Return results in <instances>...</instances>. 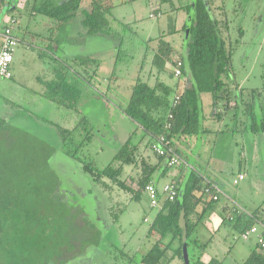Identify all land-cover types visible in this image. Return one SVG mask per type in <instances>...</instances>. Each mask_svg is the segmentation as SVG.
Listing matches in <instances>:
<instances>
[{"label":"trees","instance_id":"obj_1","mask_svg":"<svg viewBox=\"0 0 264 264\" xmlns=\"http://www.w3.org/2000/svg\"><path fill=\"white\" fill-rule=\"evenodd\" d=\"M146 1L148 3L152 0ZM154 1L159 4V8L154 13L157 18L163 16L164 11L160 8L165 4L169 5L171 12L182 10L186 12L187 16L182 28L174 31L175 34L184 33L179 59H174L173 53H176V47L171 40H166L167 35L144 39L134 30L132 23L113 18L114 0H26V4L31 5L32 12L46 16L54 22L49 29L52 35L61 26L73 24L75 19H79L88 35H98L113 42L115 61L109 77L110 81L119 75L123 76L124 71H136L137 74L131 87V96L121 108L133 121L136 129L104 168H98L95 163L84 161L79 156L83 148L89 146L95 137L94 132L88 127L86 116L76 122L72 128L55 125L59 137L55 148L53 146L50 149L49 145L44 143L39 148L41 152L32 155L31 152L19 151L20 140L14 139L12 143L17 146L15 150L19 157L17 158L13 155L11 157L14 146L12 143L5 145L6 148L0 146V264H55L53 253L55 247L63 263L65 259L69 260L72 257L70 253L73 251L64 256L61 250L68 251L75 248L74 237L67 240L70 239L67 235L70 234L71 222L75 218L67 194L61 190H57L59 193L54 190L47 191L41 185L28 190H16L19 185L14 183L17 176H24L20 172L25 171V168L33 169L31 176L36 175L34 171L44 169L36 164L35 159L39 157L42 159L43 155L50 152V155L61 152L69 160L79 163L80 170L93 183L97 199H107L110 203L113 202L112 198L114 199L113 187L129 194L131 200L140 201L142 195L147 193L146 186L152 182L155 185L158 174L162 176L168 171L170 166L167 164L166 156L170 150L183 160L179 167H182L181 170H184L185 174L182 182L174 180L177 194L173 200L162 199L164 194H160V190L155 185L159 191L158 202L161 208L150 225L147 238L151 240L153 235L158 234L159 239L153 242L150 250L142 255L139 261H136L137 264H171L174 259L186 264L184 245L188 253L187 264H207L203 256L208 244L200 243L197 232L201 224L205 223L207 215L217 205L222 204L223 194L232 203H236L233 210L238 209L230 216L224 217L223 224L232 228L235 233H239L240 237L244 231L264 218L263 209L262 215L255 211L249 213L241 210L234 196L224 192L222 186L217 184L216 180H212L208 174L211 157L202 162L205 164L202 168L198 166L200 161L181 152L177 144V141L184 138L204 136L205 140L213 134V131L204 127L201 98L203 93H210L212 96L216 121L221 122L225 116L233 112L230 120L236 123L234 127L229 129L230 123L225 124L221 132H215L217 135L239 132L242 135L264 136V87L245 90L237 84L234 89L225 81L232 74L233 55L232 50L227 48L219 20L213 13L214 0H177L179 7L175 6L174 0ZM119 4L125 5L126 2L122 1ZM222 4L219 10L224 11L225 15V5ZM16 17V15L13 17L15 22ZM7 24L0 22V28ZM240 34L243 35V31H240ZM153 43L156 45H152ZM150 54L152 59L148 63ZM74 60L76 61V59H68V61L64 59L55 68V79L48 83L49 87L45 94L52 102L75 112L82 96L81 86L91 82L97 75L101 60L85 58L72 63ZM77 62L83 74L77 70L75 65ZM90 62H94L95 68L89 67L88 70L87 66ZM178 62L182 65L181 75L176 82L186 80L183 90H179L178 86L174 88L167 85L161 78L167 76L171 79ZM147 64L150 66L148 78L153 75V68L156 69L154 85H151L148 79L141 77ZM167 66L173 67L172 74L167 71ZM177 95L180 96L179 103L173 106ZM232 102L234 104L231 107ZM4 120L0 118V140L7 136L6 134H10V126ZM168 123L170 127H167ZM138 130H141L140 135ZM161 137L165 138V142L160 143ZM25 140H22L21 144L28 143ZM145 140L147 141L145 147L152 150L155 162L142 156L141 146ZM216 142L214 139L212 146V141L209 142L211 150L214 149ZM155 144L164 149L166 155H160L153 148ZM24 148L30 150L29 145L26 147L24 144ZM23 153L24 157L21 158ZM32 162L34 164H31ZM126 167H132L136 174L127 173ZM52 177L47 178L51 185L62 184L57 183V179L53 180ZM65 180L73 184L74 179L68 177ZM218 190L222 192L218 193ZM90 191L87 193L93 194ZM106 192L107 194L110 192L111 195L105 196ZM216 195L217 199L214 198ZM119 201L109 209V218L114 221L118 220L121 208L123 210L125 207L122 206L125 205L124 202ZM74 205L76 208L79 207L77 204ZM239 210L242 212L239 213ZM81 241L84 242V252L80 251L83 258L88 252L89 258L91 256L94 258L99 252L104 251L111 255L118 247L116 242L110 241L107 234L102 237L101 234H94L86 239L82 237ZM121 255L125 260L130 261L131 257L125 252L121 251ZM208 264L220 263L213 259ZM243 264H264V249L256 245Z\"/></svg>","mask_w":264,"mask_h":264},{"label":"rangeland","instance_id":"obj_2","mask_svg":"<svg viewBox=\"0 0 264 264\" xmlns=\"http://www.w3.org/2000/svg\"><path fill=\"white\" fill-rule=\"evenodd\" d=\"M122 1L126 2V4H119V2ZM174 1L175 6L179 7L178 1ZM114 2L115 5L113 7V18H118L125 23H132L134 30H136L144 39H148L149 37H158L162 34L167 35L166 40H171L176 47V53H173L174 59L176 60L181 57L184 33L180 32L175 34L174 31L176 27H178V29L182 28L186 20L187 15L184 10L171 12L169 11V5L165 4L162 5V8H160L162 9V11H164L163 16L157 18V15L154 14L156 9L159 8V4L157 3V1L152 0L147 3L146 0H136V2H130V0H114ZM221 4L225 5V15L223 13L224 11L222 12L221 10H219ZM212 10L216 18L219 20L221 34L226 41L227 48H230L232 50L233 55L231 66L232 74L230 78L225 81H227V83L234 89L235 87H237V84L240 88H244L245 90H251L252 88H263L264 0H214V2L212 3ZM11 16H13L12 13H10L6 17V23L11 22ZM115 23L118 25L117 22ZM240 31H243V35L240 34ZM95 43V45H97L99 49L104 51L105 53L113 50V42L108 38H97ZM19 45L16 49V52L21 47ZM152 45L155 46L156 43H153ZM110 54V56H112L113 54H115V52H110ZM151 59L152 55L150 54L148 63H150ZM149 67L150 66L147 64L142 73V77L145 80L148 79L150 81V84L154 85L156 69L153 68V75L151 77L149 75L150 78H148L147 75L148 71L150 70ZM167 71L171 72L172 74L173 67L167 66ZM24 72V74L26 75L24 84L30 87L36 86L34 82H31L29 80V75L40 72L39 65H37V63H34L32 64L31 68H25ZM171 76L172 78L174 77V79L178 80V78L175 77V73ZM169 82L171 83V81ZM180 83L181 84L179 85L183 87L182 85L183 83L186 84V80L182 79ZM33 95L34 94L31 91L25 89H17L16 83L10 79L0 80V116H8L10 127L13 125V123L20 121V123L24 125L20 127V132H27L26 134L21 135L15 132V129L11 127L9 129L10 134H6L7 136L1 138L0 140V146H2L3 148H6L5 145L11 144L14 139H16V141L20 140V145L18 146L19 151L31 152L32 155L41 152L39 148H41L44 143L49 145L50 149L53 148V146L54 148L56 147L58 141L56 136L54 135V129H52L51 131L48 129V127L42 128V126L40 125L35 126L34 121L31 123L25 120L22 121L23 119H15L11 116V101H15L18 99L20 100L19 103H23L28 99L33 98ZM208 97L211 98V95L206 94L205 97H201L202 102L205 101V104L207 105V110L208 104L210 102L207 99ZM101 100L102 99L99 97V103L97 105H90L88 107L84 106L83 111H80L76 115L72 114L71 112H62V114H60L59 112H52V114H48V117L50 119H53L59 124L65 125L67 127H71L76 122V120H79V117L82 118V116H86L89 119L90 122L88 127L92 132H95L96 136L94 137L92 143L89 144V146H85L83 148L79 156L84 161L95 163L96 167L98 168H104L116 153L115 150L117 149L115 148H117L119 145V142L114 143L115 141H117L116 135L118 136L119 140L125 139L129 136V133L132 129H136L135 124L131 122V120L126 115L118 112L116 108L113 107V102L116 101V98L108 95L102 101ZM106 104H109V107H107ZM233 104L234 102L231 103V107L233 106ZM232 114L233 112H230L229 115L223 119V121L225 122L221 123L220 127L224 128L225 124L229 125V123L230 127H234L233 125L236 123H232L230 120ZM60 115H64V118H70L66 123H62V120L58 119H63L60 117ZM26 136L27 138H25ZM221 138V141L216 140L217 142L214 146V149L210 151L209 155L213 154V157L211 160V164L209 165L210 167L208 168V174L212 178H216V176L221 172V176L219 175L216 181L218 182V184L222 185L223 188H228L230 194L235 196V189L240 190L243 186L245 188L244 192L245 198L247 200H251L256 204L261 203L264 200V190L261 189H264V159H260V157L264 158V156L259 155V149L260 151L264 150V146L255 144L254 150L258 153L257 155H255L250 151L248 147L250 145H247L246 136H242V133H231L230 136ZM22 140L28 141V143H25L23 141L24 143L21 144ZM24 144H26V147H28L29 145L30 150L24 148ZM212 144L213 140L211 146ZM12 145L14 144L12 143ZM12 149L13 151L11 157L13 155L14 157L19 158L18 154L15 152V150H17V146L14 145ZM242 151H247L246 157L243 156ZM50 154L51 152L43 155L42 159L41 157L35 159L37 160L36 164L44 167V169L34 171L36 175L31 176L33 169L25 168V171L21 170L22 172H20L24 176H17V178L14 179V183H16V185H19V189L16 187V190H28V188L32 189L39 185L43 186V189L45 187L47 191L54 190L56 192L57 190H61V192L67 194L66 196L70 200V204H72L71 206L75 207L74 204H77V206H79L78 208L71 207L73 209V217L75 218L71 222L72 226L70 228L71 230L69 231L70 234L67 235V237H70V239L67 240H71L74 237L73 246L75 248L73 250L71 248V250L68 251L61 249L64 252V256L66 255V253L68 254L71 251H73V253L70 254L71 256H73L80 254L81 250L84 252V242L81 241L82 237L86 239L92 237L94 234H101V237L105 234L109 236L110 233H108L107 230L109 227L108 220L110 219L109 209L113 205L108 202L107 199H97V192L94 190L93 183L87 176L82 173V171L80 170L81 165L79 163L73 160H69L61 152L54 155ZM49 155V160H47V157ZM23 157L24 153L21 154V158ZM252 157L255 160L251 159ZM38 162L41 163L39 164ZM31 164L34 163L32 162ZM198 166L204 168L205 164L202 162H198ZM250 167L251 169L249 172ZM240 169L247 172V175L244 174L243 179H241L238 174L240 172ZM51 176H53V180L57 179V183L62 184H59L57 186L51 185V182L48 180L51 179ZM68 177L70 179H74L72 180L73 184L69 181V183H67L65 178ZM234 179L238 181L239 179L241 180L238 186L233 185ZM235 180L234 183H236ZM53 184H55V182ZM88 190H92L90 192L93 194L87 193L89 192ZM59 191L57 192L59 193ZM118 192H114V194L118 196L120 194ZM122 193L123 195L119 197L118 200H122L124 202L123 204H125L122 206L125 207L123 208V210L121 208L120 214L117 218L118 220L116 221H118L117 228L122 229V233L119 236L121 239H124L128 236H131L132 231L137 226H144L142 218L145 211L147 210L149 201L146 196H143L140 201H133L129 199V195L124 192ZM108 194L111 195L110 192ZM108 194L106 192L105 196H107ZM72 197H74L75 201L72 200ZM99 197L102 198L101 196ZM212 230L213 228L211 227V224H201L197 232V237L200 243L204 244L209 240V238L212 236ZM216 243H220V239L217 240ZM240 243L242 244V242ZM55 248H53L55 257L54 261L56 260L54 262L55 264H70L74 260H76L77 263H83V261H86L85 264H96V262L100 261L99 258H101V262L105 260V257L92 258L91 256L89 258L88 252L85 258H76L69 261L65 259L63 263L62 261H60V257L59 255H57V251L55 250ZM244 249L248 251L247 246H245ZM237 256L238 260L246 258L241 254ZM136 260H139V258L136 257Z\"/></svg>","mask_w":264,"mask_h":264},{"label":"crops","instance_id":"obj_3","mask_svg":"<svg viewBox=\"0 0 264 264\" xmlns=\"http://www.w3.org/2000/svg\"><path fill=\"white\" fill-rule=\"evenodd\" d=\"M10 13H12L13 15L11 16V19H13L15 15L17 16L16 17L17 20L13 25V29H15L14 34L20 39L19 46H21L19 48L21 50L18 49L14 56L13 67H12L13 76L10 80L16 83L17 89L19 90L25 89L33 92L34 94L33 98H30L23 103H19L20 100L18 99L15 101L14 100L11 101L10 109L12 111L11 116L13 118L23 119L22 121L25 120L31 123L34 121L35 126L40 125L42 126V128L48 127V129L51 131L52 129H54L55 130L54 135L56 136L57 141H59V137L57 135L58 133L55 128V125L57 124L61 125V124L48 117L49 116L48 114H52V112L53 113L59 112L60 114H62V112H71L72 114L76 115L80 111H83L84 106L88 107L90 105H97L99 103V97L103 100L105 97L110 95L111 97L116 98V101L113 102V107L116 108L118 112L122 113L123 115H126L123 109L121 108L125 106V104L127 103L128 99L131 96V87L135 82L137 74L136 71L135 72L124 71L122 73L123 76L119 75L110 81L109 77L112 74L113 64L115 61V54L110 56L112 54V53L110 54V52H113L114 50L105 53L104 51L100 50L97 45H95L97 38H100V36L88 35L82 23L80 24L79 19H75L73 24L70 25L66 24L64 26H61V28H59V30H57L56 33L52 35L50 34L49 29L54 25V22L49 18H47L46 16H42L37 14L36 12H32L31 5L28 6L26 4V0H8V1L0 0V22L7 24L5 19ZM177 29L178 27L175 28V30ZM0 46H1V39H0ZM85 58H91V60H95V61L101 60V65L99 66L97 75L94 78H92L91 82L82 84L81 86L82 96L81 99L79 100L78 107L74 112L64 106L52 102L46 96L45 93L47 92L49 87L48 83L55 79L56 76L55 68L59 66L60 63L64 61V59L67 61L68 59L70 60L76 59V61H79ZM76 61L74 60L72 63ZM34 63H37V65H39L40 72H36L34 74L29 75V80L36 84V86L30 87L24 84L26 77L24 71L25 68L27 67L31 68L32 64ZM75 65L77 70L80 73H82V68L79 66L78 62ZM89 67L95 68L94 62H90L88 64L87 66L88 70ZM161 78L166 82L167 85L171 87L175 88L178 86L177 88L179 90H183L186 85L183 83L182 85L183 87H181V85H179L181 83L176 82L177 80L174 79V77L170 79L167 78L166 76H162ZM1 80H9V79H1ZM169 81H171V83ZM206 94H210V93H203L201 97H205ZM207 99L210 101L208 104V110L205 101L203 102L204 127L207 128L209 131H213V134H210L209 137H207L205 140H204V136L203 137L201 136L194 138H184L181 141H177L178 147L180 148L181 152L183 151L184 153H186V155H190L194 160L197 159L200 162L209 159V157H211L212 159L213 157V154L209 155L211 151V148L209 146V142L211 138L212 140L215 139L217 141H221L220 140L222 139L221 137H227L231 135V133L229 132H226L228 134L224 133L219 135L215 133L217 131L221 132L223 130V128L220 127V125L225 121L223 120L221 122L216 121V118L214 116L212 96L211 98L208 97ZM107 107H109V104L107 105ZM60 117L63 118V119L58 118L59 120H62V123H66L67 120H69L70 118V117L64 118V115H60ZM226 117L227 116H225L224 118ZM0 118L5 119L9 124L10 121H8L9 120L8 116L6 117L0 116ZM80 119L81 118L79 117V120ZM79 120H76V122H78ZM87 120L88 122H90L88 118ZM76 122L71 127H67L65 125H61V126L72 128L75 126ZM131 122L133 121L131 120ZM21 126L24 125H22V123L18 121L13 123L11 127H13L15 129V132H17L18 134H22V135L26 134L27 132H20ZM230 128L231 127H229V129ZM134 130L135 129H132L129 133V136L126 137L125 139L119 140L118 136L116 135L117 141H115L114 143L119 142L118 147L115 148L117 149L115 150L116 152L132 136ZM140 131L141 130L138 131L139 135L141 133ZM242 136H246L247 139L246 142L247 145H250L248 146L250 151L253 152L255 155H257L258 153L257 151L255 152L254 145L262 144L264 146V136L260 137L253 134H245V135L243 134ZM146 144L147 141L145 140L141 146L142 156L145 158H150L152 162H155L156 159L154 157V154L150 148L145 147ZM242 152H243L242 153L243 156L246 157L247 151L246 152L242 151ZM259 155L264 156V150L260 151L259 149ZM251 159L254 158L252 157ZM260 159H264V158L260 157ZM181 168L182 167H177V168L169 167L168 171L162 176L158 174V178L156 180L157 183L155 185L160 190V194H162V188L166 183L175 182L174 180L176 181L178 180L179 182L183 181L185 172L184 170L182 171ZM162 169H164V167ZM250 169L251 167L249 168V172ZM125 171L127 173L136 174V171L132 170V167H126ZM239 171H240L238 173L239 175L240 173L243 175L244 174L247 175L246 171H243L242 169H240ZM219 175L221 176V172L216 176V178L215 177L212 178V180H216L219 177ZM216 183L218 184L217 181ZM239 184L240 183L234 184V180H233V185L238 186ZM113 189L114 190L112 192L113 193L112 196L114 197V199L112 198L113 201L111 203L112 205L115 204V202L118 201L119 197L123 195L121 190H119L117 187H113ZM261 189L264 190L263 188ZM223 190L224 192L226 191L229 195H232L229 193L228 188L226 189L223 188ZM244 190L245 188L243 186L241 187L240 190L235 189L236 194L234 198L236 199L238 205L241 207L240 209L248 211L249 213L255 211L262 215V209L264 208V200L258 204H256L251 200H247L245 198ZM114 192L116 193L118 192L120 194L116 196ZM143 196H146L149 201L147 210L145 211L142 218L144 226H140V227L137 226L132 231L131 236L121 239L119 235L122 233V229L117 228L118 221L109 219L108 220L109 227L107 229L108 233H110L109 239L110 241L116 242V244L118 245L117 247L118 250L116 249L115 251H113L111 255L110 253H107V251H104L103 253L99 252L95 257H106V258L102 262H101V258H99L100 261L96 262V264H137L136 257L140 259L142 255H144L148 250H150L153 242L159 239L158 234L153 235L151 240H149L147 236L149 234L150 225L154 220L158 210L161 207L159 206L157 208H153L151 206V202L148 194L144 193L142 197ZM130 197L131 196L129 195V199ZM222 197L224 198L222 204L216 206V208L213 209L205 219V223L211 224L213 230H212V236L209 238V240L206 243H204V244H208V247L204 252L203 260L207 264L211 262L213 259L218 260L220 264H243L244 261L250 256L252 249L257 245L256 237L251 238L249 241H245L240 237L239 233L238 234L235 233V231L232 230V228L223 224L224 217L230 216L231 213L234 212V210L238 211V209L235 208L233 210V208L235 207L234 205L236 203H232L229 199H227V197L224 196V194L222 195ZM161 198L164 199L165 195H162ZM241 210H239V213L242 212ZM219 239H220V243H216V241ZM240 242H242V244ZM245 246L248 247L249 252L244 249ZM121 251L125 252L127 256L131 257L130 261L124 259V257L121 255ZM239 254H241L243 257L246 258L238 260L237 255ZM76 258H83V257L80 254H77L70 257L69 260ZM73 262H71L70 264H85L86 261H83V263H77V261L74 263ZM174 263L181 264V261L179 259H174L171 264ZM88 264H93V263H88Z\"/></svg>","mask_w":264,"mask_h":264},{"label":"built area","instance_id":"obj_4","mask_svg":"<svg viewBox=\"0 0 264 264\" xmlns=\"http://www.w3.org/2000/svg\"><path fill=\"white\" fill-rule=\"evenodd\" d=\"M15 20H11L5 27L0 28V80L1 79H11L13 76L12 73V63L14 61V56L16 53V49L20 44V39L13 33V25ZM10 24V25H9ZM181 62H178V65L175 67V77H179L181 75ZM180 96H175L173 101V106H176L179 103ZM172 117V115H169ZM167 127H170V123L167 124ZM165 142V138H160V143ZM168 143V142H167ZM153 148L158 151L160 155H166V152L159 145H153ZM167 164L170 167H177L183 163V160L177 155V153L172 152L166 156ZM239 177L241 179L244 178V175L240 174ZM240 180V179H239ZM238 183V180H235ZM235 183V184H236ZM146 192L150 198L152 207H159L158 195L159 191L153 183H150L146 186ZM221 190H218V193H221ZM162 194L165 195L166 199L173 200L177 194V185L175 182L166 183L162 188ZM217 195L214 197L217 199ZM264 214V208H263ZM256 237V244L264 249V218L260 221H257L255 225L251 228L247 229L241 234V238L245 241H249L251 238Z\"/></svg>","mask_w":264,"mask_h":264},{"label":"water","instance_id":"obj_5","mask_svg":"<svg viewBox=\"0 0 264 264\" xmlns=\"http://www.w3.org/2000/svg\"><path fill=\"white\" fill-rule=\"evenodd\" d=\"M184 257H185V262L187 264L188 263V253H187V248L185 245H184Z\"/></svg>","mask_w":264,"mask_h":264}]
</instances>
